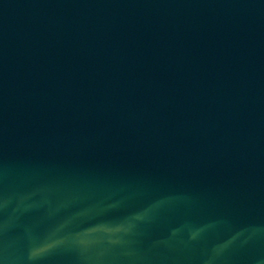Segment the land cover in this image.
<instances>
[{
	"label": "water",
	"instance_id": "obj_1",
	"mask_svg": "<svg viewBox=\"0 0 264 264\" xmlns=\"http://www.w3.org/2000/svg\"><path fill=\"white\" fill-rule=\"evenodd\" d=\"M0 264H264V0H0Z\"/></svg>",
	"mask_w": 264,
	"mask_h": 264
}]
</instances>
